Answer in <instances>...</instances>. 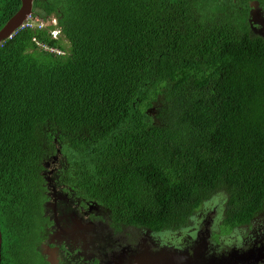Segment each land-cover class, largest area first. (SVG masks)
I'll return each mask as SVG.
<instances>
[{
  "label": "trees",
  "instance_id": "16d2710c",
  "mask_svg": "<svg viewBox=\"0 0 264 264\" xmlns=\"http://www.w3.org/2000/svg\"><path fill=\"white\" fill-rule=\"evenodd\" d=\"M240 4L33 0L31 25L0 44V160L14 161L18 204L37 161L60 153L78 190L92 184L115 219L177 229L224 189V232L259 221L264 36L238 17ZM20 6L0 0V28ZM49 15L69 48L38 28ZM15 222L0 211L2 248L18 251L2 264L26 263Z\"/></svg>",
  "mask_w": 264,
  "mask_h": 264
},
{
  "label": "flooded vegetation",
  "instance_id": "af4514ba",
  "mask_svg": "<svg viewBox=\"0 0 264 264\" xmlns=\"http://www.w3.org/2000/svg\"><path fill=\"white\" fill-rule=\"evenodd\" d=\"M241 2L237 7L238 17H246L252 32L264 36V0ZM37 162L41 163L37 169L38 176L25 186H34V190L18 204L14 161L0 160V211L3 216L16 220L11 234L20 243V249L25 250V264H144L145 257L150 258L148 264H161L153 256L163 249L188 251L191 255L201 238L208 239L203 258L211 260L212 255H225L233 248L244 251L264 242V228L260 223L257 227L254 225L257 216L249 224L231 229L230 232L237 231L243 238L237 247L222 243L224 241L218 239V232L224 233L225 206L218 215L207 210L199 214L198 223L193 228L189 227L188 233L178 236L164 234L166 237L163 231L176 229L153 230L115 219L112 209L93 197L92 184L87 194L84 190L79 191V184L74 180L80 176L71 175L70 161L64 156ZM191 224L190 220L188 225ZM35 238L38 250L32 249ZM3 254L15 259L18 251L2 248L1 242V264ZM228 258L229 254L225 263ZM238 264L253 263L240 260ZM255 264H264V261Z\"/></svg>",
  "mask_w": 264,
  "mask_h": 264
},
{
  "label": "water",
  "instance_id": "95a60500",
  "mask_svg": "<svg viewBox=\"0 0 264 264\" xmlns=\"http://www.w3.org/2000/svg\"><path fill=\"white\" fill-rule=\"evenodd\" d=\"M33 11V0H21V6L18 9L16 13H14L6 22L5 24L0 28V44L6 40L7 38L11 37V35L22 26L28 15H30ZM209 202V199L204 201V204H207ZM205 210L198 211L196 214H194L191 217L192 224L191 226L186 225L177 228L176 230H165L163 231L164 234H170L174 233V236L180 235V233H188L189 231L187 230L189 227L193 228L194 225L198 223L197 217L199 214L204 212ZM166 236V235H164ZM167 237V236H166ZM1 242H2V234L0 231V262H1ZM178 245V243H175ZM257 247H254L252 251L250 249L245 250V251H240L238 248H233L229 252V258L227 259L226 263L225 261L223 262L222 259H216V260H207L203 258L204 252L207 250V243L206 242H199V244L194 248V253L189 254L188 251H182V252H177L176 250L173 251H168L167 249H163L160 251L157 255H155V260L159 261L161 264H238L239 261L243 260H251L250 258L252 257V253L254 255L255 250ZM170 256L173 259V261L170 259ZM145 262L144 264H148L150 261V258H144ZM226 260V258H225ZM1 264V263H0Z\"/></svg>",
  "mask_w": 264,
  "mask_h": 264
},
{
  "label": "rangeland",
  "instance_id": "374dc122",
  "mask_svg": "<svg viewBox=\"0 0 264 264\" xmlns=\"http://www.w3.org/2000/svg\"><path fill=\"white\" fill-rule=\"evenodd\" d=\"M52 22L56 23V20L55 19H50L48 21L45 22V24L48 25H51ZM65 46L67 48H69V43L67 41L64 42ZM57 158H63V156L61 154H58ZM228 199V194L227 192L224 190V189H221L219 190L218 192H216L210 199H209V202L207 204H204V206L202 208H200L199 210L197 211H201V210H207V212H214L215 214H221L222 211H224V206H225V203ZM259 221H255L254 222V225L257 227L259 222H260V225L262 223H264V211L261 212L259 214ZM226 229H224L225 231ZM219 236H218V239H222L224 242V244H228V247H237V244L238 242L242 241L243 238H241L242 236H239L237 231L235 232H230L229 230L224 232V233H221V232H218ZM263 235V238H264V234ZM37 238H35L34 240V244L32 246V249H35V250H38V246H37ZM221 244V243H220ZM252 251V249H250ZM177 252L180 251V250H176ZM229 253L225 254V255H219V256H214L212 255L211 258L213 260H216V259H222L223 262L225 261V258L226 256L228 255ZM155 257V256H154ZM170 259L173 261L174 258H172L170 256ZM250 263H257L259 261H264V247H257L256 250H255V253L253 255L252 253V257L250 258ZM249 261V260H247ZM176 264V263H175Z\"/></svg>",
  "mask_w": 264,
  "mask_h": 264
},
{
  "label": "clouds",
  "instance_id": "9594fccd",
  "mask_svg": "<svg viewBox=\"0 0 264 264\" xmlns=\"http://www.w3.org/2000/svg\"><path fill=\"white\" fill-rule=\"evenodd\" d=\"M32 15V13L30 14V15H28V17L27 18H29L30 16ZM27 18H26V20H27ZM37 19H38V28H40V29H43V28H46V27H49V26H52L51 28H50V34L52 35V37L53 38H56V39H58V38H61L62 39V41H65L64 39H63V35H62V29H61V27L59 26V23H58V21H57V18L54 16V15H49V16H47L46 18H40V17H37ZM50 19H55L56 20V23H54V22H52V24L51 25H48L47 26V24H45V22L46 21H48V20H50ZM25 20V21H26ZM24 21V22H25ZM24 24V23H23ZM22 24V25H23ZM37 44H40L37 40H36V38H34L33 39ZM43 48L44 49H47L48 51H52V52H57V51H55V50H53V49H58V50H60V51H62L60 48H57V47H47V46H44L43 45ZM57 53H66V51H62V52H57ZM58 154H60V153H58ZM58 154H55L54 155V157L53 158H57V156H58ZM219 191V190H218ZM217 191V192H218ZM214 195V194H213ZM212 195V196H213ZM211 196V197H212ZM196 213V212H195ZM194 213V214H195ZM193 214V215H194ZM191 220V219H190ZM200 242L201 241H203V242H206L207 243V245H208V239L207 238H201L200 240H199ZM259 247H264V242H262L261 244H259L258 245ZM258 246H253V247H251V249H253L254 247H258ZM239 249V248H238ZM250 249V248H249ZM240 250V249H239ZM246 250H248V249H246ZM245 251V250H244ZM190 254V253H189ZM258 263V262H257Z\"/></svg>",
  "mask_w": 264,
  "mask_h": 264
},
{
  "label": "built area",
  "instance_id": "2783aa9c",
  "mask_svg": "<svg viewBox=\"0 0 264 264\" xmlns=\"http://www.w3.org/2000/svg\"><path fill=\"white\" fill-rule=\"evenodd\" d=\"M23 25H24V26H25V25H31V23H30V22H26V23H24ZM23 25H22V26H23ZM22 26H21V27H22ZM53 50H55V51H57V52H62V51H60V50H58V49H53Z\"/></svg>",
  "mask_w": 264,
  "mask_h": 264
}]
</instances>
